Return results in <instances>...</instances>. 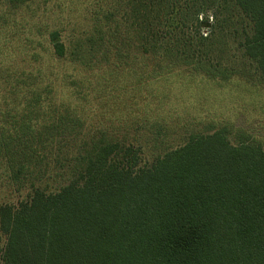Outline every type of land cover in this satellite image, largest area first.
<instances>
[{"label": "rangeland", "instance_id": "obj_1", "mask_svg": "<svg viewBox=\"0 0 264 264\" xmlns=\"http://www.w3.org/2000/svg\"><path fill=\"white\" fill-rule=\"evenodd\" d=\"M233 18L231 0H0V204L58 189L107 140L145 163L220 127L264 145V77Z\"/></svg>", "mask_w": 264, "mask_h": 264}, {"label": "trees", "instance_id": "obj_2", "mask_svg": "<svg viewBox=\"0 0 264 264\" xmlns=\"http://www.w3.org/2000/svg\"><path fill=\"white\" fill-rule=\"evenodd\" d=\"M231 4L239 45L264 77V0ZM47 40L56 57L70 47L56 30ZM228 133L191 135L148 163L132 145L102 142L58 189L0 204L2 262L264 264V145Z\"/></svg>", "mask_w": 264, "mask_h": 264}]
</instances>
